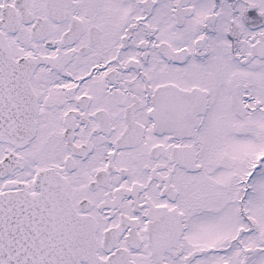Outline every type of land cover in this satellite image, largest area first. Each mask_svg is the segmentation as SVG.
<instances>
[{"label": "snow or ice", "instance_id": "snow-or-ice-1", "mask_svg": "<svg viewBox=\"0 0 264 264\" xmlns=\"http://www.w3.org/2000/svg\"><path fill=\"white\" fill-rule=\"evenodd\" d=\"M0 264H264V0H0Z\"/></svg>", "mask_w": 264, "mask_h": 264}]
</instances>
